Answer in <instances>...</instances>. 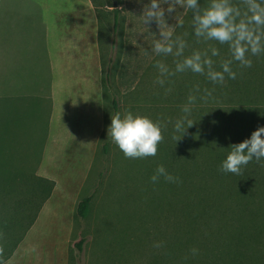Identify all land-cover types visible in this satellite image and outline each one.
Masks as SVG:
<instances>
[{"label": "rangeland", "instance_id": "obj_1", "mask_svg": "<svg viewBox=\"0 0 264 264\" xmlns=\"http://www.w3.org/2000/svg\"><path fill=\"white\" fill-rule=\"evenodd\" d=\"M72 2L76 6L74 12L66 11L65 24H59L62 29L58 33L65 35L68 43L78 42L82 57L75 70L62 67L58 72L65 88L59 87L60 95L56 99L51 95L42 98V103L37 101L39 98L23 95L25 109L15 104L8 114L0 113V130L6 134V143L0 137L1 162L16 179L10 195L26 199L28 188L38 190L35 184L30 185V177L50 183L45 185V190L48 187L50 192L48 198L42 200L44 196L36 194L30 218L18 227L21 232L17 231V236L26 231L14 251L9 255L11 246L5 247L0 242L2 259L9 256L6 264H192L188 255L196 248L201 263L211 264L207 259L210 250L204 244L231 243L244 234L243 240L247 241L248 237L254 247L249 250L251 261L264 264L258 255L264 253V205L260 212L239 209L238 201L224 195L221 183L209 174L214 166L212 159L196 146V140L195 149L190 144V139L200 136L204 129L205 134L214 133L212 127L219 120L218 108L225 102L214 96L203 102L199 99L201 89L190 117L193 127L184 135L174 132L175 121L183 115L181 106L195 84L207 88L206 76L186 71L170 77L163 87L155 82L156 61L161 60L174 69L175 58L156 56L151 51L153 41L159 38V27L156 22L144 25L140 18L151 0ZM114 2L121 10L118 35L113 30ZM233 2L239 4V0ZM161 7L165 9L169 27L183 20V27H175L173 36H182L186 41L185 56L194 50H207L212 59L216 57L211 56L208 41H197L190 11L177 5L174 12L168 13L169 4ZM114 39L117 42L113 54ZM111 57L115 60L110 64ZM249 58L253 61L252 70L263 76L251 80V92L254 99H259L264 94V54H249ZM236 65L244 75L251 73L250 68H240L238 62ZM108 66L112 68L111 90L105 83ZM39 70L29 66L20 74L17 90L33 94L41 87L42 84H34ZM253 84L258 87L257 92ZM168 88L171 91L166 94ZM114 94L122 116L131 112L166 125L162 127L164 140L156 156L126 158L108 138ZM20 119L25 127L18 129L16 123ZM204 149L211 153L209 147ZM161 164L179 178L178 183H168L163 176L157 183L151 182ZM261 193L255 194V204L259 203ZM87 197L92 198V204L87 218L83 219L78 215V206ZM209 203L214 209L202 218ZM10 207L15 214L16 209ZM250 210L261 217L256 225L262 224V232L248 226L254 222ZM188 218L197 219L198 223H187ZM243 224L249 229L245 233ZM158 242L163 246L154 247ZM81 243L82 249L78 246Z\"/></svg>", "mask_w": 264, "mask_h": 264}, {"label": "clouds", "instance_id": "obj_2", "mask_svg": "<svg viewBox=\"0 0 264 264\" xmlns=\"http://www.w3.org/2000/svg\"><path fill=\"white\" fill-rule=\"evenodd\" d=\"M167 3L168 13L176 10L178 5L192 14V26L197 41H216L221 45H228L229 59H222L219 69L208 51L194 50L185 56L187 43L182 36H173L175 27H183V20H177V24L169 27L165 20V9L162 4ZM144 25L156 22L159 27V38L152 44V53L156 56H173L175 68H170L165 62L158 60L155 68L158 70L156 83L161 87L170 77L177 73L191 71L194 74L206 76L213 84H225L226 75L235 80L237 73L233 71V62H238L240 68H251L253 61L249 58L264 54V0H239V4L233 0H207L204 6L200 0H151L146 5L140 16ZM211 56H219V50L210 46ZM171 88L166 90V94ZM197 85L188 95L187 101L181 106L183 115L174 123V132L186 133L193 127L190 119L192 109L198 99L197 93H201ZM212 91L203 89L199 99L207 103ZM171 123V121H169ZM187 125V127H185ZM161 121H153L147 116L125 113L123 116L117 112L111 115V125L108 128V138L118 146L126 158L139 159L154 157L158 153V146L164 140ZM173 139H177L173 135ZM181 140V139H180ZM179 140V141H180ZM255 158L259 163L264 160V126L258 127L249 139L239 144L230 146L226 159L222 162L220 170L225 173L241 175L243 166H247ZM264 167V164L261 165ZM163 176L168 183H178L179 178L170 174L163 164L159 165L151 177L152 183H157ZM163 246L162 242L154 245L156 248ZM193 256L198 254V249L190 250ZM3 249L0 248V264H6L2 259Z\"/></svg>", "mask_w": 264, "mask_h": 264}, {"label": "trees", "instance_id": "obj_3", "mask_svg": "<svg viewBox=\"0 0 264 264\" xmlns=\"http://www.w3.org/2000/svg\"><path fill=\"white\" fill-rule=\"evenodd\" d=\"M206 2L207 0H200L202 6H204ZM114 4L115 2L112 6V15L114 20L113 30L114 34L118 35L121 23V10L119 8L114 9ZM116 42L117 39H114L111 44L113 54L115 53L114 48L116 47ZM208 42L209 48L210 46H214L220 52V55L213 58V61L217 66V70H221L219 69L220 61L222 59L231 58L228 51V45H221L216 41ZM114 60L115 58L111 57L110 64L114 62ZM236 63L237 62L234 61L232 64L233 71L237 73V78L235 80L228 78L226 75L225 84L221 86L220 84H213L206 78L207 89H214V91H212V96L225 103L218 108L219 120L214 121L215 124L212 127V131H214V133L212 135L209 133L205 134L204 129L203 131H200V136L197 138L193 136L195 139H190V144L193 146V141L196 140V146H198L202 152L204 151V153H206V155L212 159L214 166L208 172L210 175L214 176V180H217L219 183H221L220 189L224 195H231L232 198L238 201V207L242 211H246L247 209L251 208L256 212H260V207L264 205V167L261 166L264 163L262 161L257 163L254 158L247 166L242 167L241 175H236L230 172L225 173L220 170V166L226 159L230 146L233 144H239L245 139H249L252 133L256 131L258 127L264 126V94L261 95V97L259 96V99H254V94L251 92V80L257 79L262 75H257L255 70H252V68H250L251 73L244 75L242 70L237 68ZM110 71H112V68L108 66L105 83L111 90L112 84ZM199 84L202 85L201 83ZM196 86L197 85L195 84L194 87ZM204 88L205 87L202 86L201 89ZM254 89L257 92L258 87L255 86ZM235 100L240 101L235 102ZM19 106L22 108L26 107L24 104ZM112 107L114 114L117 112L120 113V104L116 94L113 95ZM206 111H209V109L207 108ZM8 113L9 112H6V114ZM6 119H10V117L7 116ZM20 121L21 119L19 121L17 120L16 123L18 129L25 127L24 121L22 120L21 123ZM11 135L13 136V134ZM204 136H206L205 139ZM0 137L2 138V141L6 143V134L1 130ZM204 146L210 148V154L207 153V151L204 149ZM193 148L195 149L194 146ZM104 152H108L107 145L104 146ZM1 160L0 153V242L1 244L4 243L5 247L11 246L9 253L10 255L21 241L22 234L26 231L22 230V234L17 236V231H20L18 228L20 224L30 218L31 210L34 206L33 199L35 198L36 194L39 196L43 195L44 197H42V200L47 199L50 195V192L48 191V187L46 190L45 187L49 186L50 183L43 179L30 177V185L35 184V189L38 187V190L30 191L28 188V195L26 199H24L23 196L14 198L10 194L13 191V186L16 179L14 180L11 172L5 169V166L7 165H4ZM39 187H41V190ZM258 191L262 193L259 194L261 197H258L259 203L255 204V194ZM252 202L255 204L254 207H252ZM91 204V197H87L80 202L78 206V215L81 218H87L90 212ZM11 205L16 209L15 214H12V208L10 207ZM205 209H207V211H205ZM213 209L214 206L209 203L208 206L204 208V214L202 218L205 215L210 214V211L212 212ZM255 211L250 210V214L252 219H254V222L249 223L248 226H253L252 229L257 228V230L262 232V224L256 225L257 219H260L261 217H259ZM186 222L198 223L197 219L194 220V218H191V220L188 218ZM244 225L247 226L246 224L242 225L243 233L249 230L248 228H245ZM243 235L239 236L237 240L231 241V243L225 242L219 245L218 242H211L209 244H204L205 247L210 250L209 256L207 257L210 263L220 264L221 261L222 264H254V261H251L249 255L250 251L254 249V247L251 246V242L249 241L250 239L248 237L247 241L243 240ZM78 246L80 249H82V243ZM258 255L260 256L261 261H264V253H258ZM188 256L192 257V264H203L199 260L201 257L199 253L196 256L191 254ZM8 258L9 256L3 260L6 261ZM204 264H208V261H206Z\"/></svg>", "mask_w": 264, "mask_h": 264}, {"label": "crops", "instance_id": "obj_4", "mask_svg": "<svg viewBox=\"0 0 264 264\" xmlns=\"http://www.w3.org/2000/svg\"><path fill=\"white\" fill-rule=\"evenodd\" d=\"M75 7L72 0H0V113L11 111L15 104H25L23 95L39 98L37 101L42 103V98L51 95L56 99L59 87L65 88L58 72L62 67L76 69L82 57L81 45L68 43L58 32L62 29L59 24H65L63 15L74 12ZM29 66L40 69L34 84L42 86L33 94L22 93L16 87L20 74Z\"/></svg>", "mask_w": 264, "mask_h": 264}, {"label": "water", "instance_id": "obj_5", "mask_svg": "<svg viewBox=\"0 0 264 264\" xmlns=\"http://www.w3.org/2000/svg\"><path fill=\"white\" fill-rule=\"evenodd\" d=\"M116 8H118V4L117 3L114 4V9H116Z\"/></svg>", "mask_w": 264, "mask_h": 264}]
</instances>
